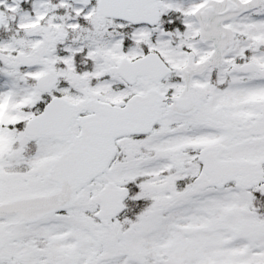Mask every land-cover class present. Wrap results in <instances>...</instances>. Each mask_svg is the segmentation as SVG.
Masks as SVG:
<instances>
[{"label":"snow or ice","instance_id":"6c2138e0","mask_svg":"<svg viewBox=\"0 0 264 264\" xmlns=\"http://www.w3.org/2000/svg\"><path fill=\"white\" fill-rule=\"evenodd\" d=\"M0 264H264V0H0Z\"/></svg>","mask_w":264,"mask_h":264}]
</instances>
